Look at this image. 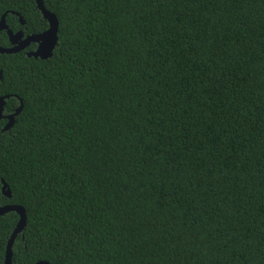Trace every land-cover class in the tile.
<instances>
[{
  "label": "trees",
  "instance_id": "16d2710c",
  "mask_svg": "<svg viewBox=\"0 0 264 264\" xmlns=\"http://www.w3.org/2000/svg\"><path fill=\"white\" fill-rule=\"evenodd\" d=\"M42 2L51 57L0 54L11 264H264V0ZM3 14L48 28L35 0Z\"/></svg>",
  "mask_w": 264,
  "mask_h": 264
},
{
  "label": "water",
  "instance_id": "95a60500",
  "mask_svg": "<svg viewBox=\"0 0 264 264\" xmlns=\"http://www.w3.org/2000/svg\"><path fill=\"white\" fill-rule=\"evenodd\" d=\"M35 3L42 17L47 21L48 28L41 33L31 34L26 37H23V33L21 31L13 33L10 29L7 28L5 24V19H4L5 14H3L0 19V31L5 30L11 46L10 47H0V54L16 53V52L23 50L30 43H36L37 48L34 51L28 52L26 54L27 57H34V58H40V59H47L51 57L52 51L57 42L58 20L53 13L49 12L43 6L42 0H35ZM19 21L23 23L21 18H19ZM8 98H9L8 95L0 96V119H5L7 121L1 131L8 130L13 125L15 121V117L20 113L22 109V103L20 101V105L18 106V108L15 109L13 113L4 115L3 109L5 105V100H7ZM1 184H2L3 193L9 196V190L7 189L5 192L6 184L4 183L3 180H1ZM7 211H15L19 217L16 227L13 230L7 242V245H6L4 264H11L10 258H11L12 243L16 235L22 231L25 225V213H24V209L21 206L14 205V206L1 207L0 215H2L3 213H6ZM36 264H48V263L38 262Z\"/></svg>",
  "mask_w": 264,
  "mask_h": 264
},
{
  "label": "flooded vegetation",
  "instance_id": "af4514ba",
  "mask_svg": "<svg viewBox=\"0 0 264 264\" xmlns=\"http://www.w3.org/2000/svg\"><path fill=\"white\" fill-rule=\"evenodd\" d=\"M21 23V22H20ZM22 24V23H21ZM18 32V31H17ZM22 32V31H21ZM16 33V32H15ZM23 33V32H22ZM26 36H28V35H24L23 34V37H26ZM30 44H34L35 45V48L33 49V50H31V51H34L36 48H37V44L36 43H30ZM30 44L28 45V46H30ZM28 46H26L24 49H26ZM23 49V50H24ZM22 51V50H21ZM28 52H30V51H28ZM28 52H26V54L28 53ZM8 189V187H7V185H6V188H5V192H6V190ZM9 190V189H8ZM0 195H2V196H4L5 198H7V199H9L10 198V191H9V196H7L6 194H4L3 193V191H2V184H1V181H0ZM15 204H7V203H5V204H1L0 205V208L1 207H5V206H14ZM8 212H15V211H7L6 213H8ZM6 213H3L2 215H4V214H6ZM16 213V212H15ZM17 214V213H16ZM2 215H0V216H2ZM18 215V214H17ZM18 219H19V217H18ZM16 227V226H15ZM15 229V228H14ZM13 232V231H12ZM12 234V233H11ZM20 234V233H19ZM18 235V234H17ZM16 235V236H17ZM11 236V235H10ZM10 238V237H9ZM16 238V237H15ZM14 238V239H15ZM9 240V239H8ZM14 241V240H13ZM8 242V241H7ZM13 244V243H12ZM7 245V244H6Z\"/></svg>",
  "mask_w": 264,
  "mask_h": 264
}]
</instances>
